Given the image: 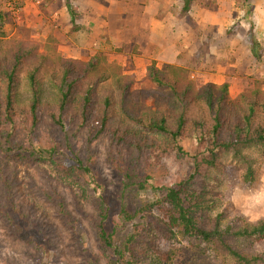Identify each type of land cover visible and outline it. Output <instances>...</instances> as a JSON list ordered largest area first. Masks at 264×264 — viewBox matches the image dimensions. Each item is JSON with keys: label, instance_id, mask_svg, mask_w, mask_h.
<instances>
[{"label": "trees", "instance_id": "trees-1", "mask_svg": "<svg viewBox=\"0 0 264 264\" xmlns=\"http://www.w3.org/2000/svg\"><path fill=\"white\" fill-rule=\"evenodd\" d=\"M183 3L187 13L191 0ZM67 10L72 23L75 8L67 3ZM3 22L0 9V221L12 241L45 256L59 244L57 226L76 239L82 264H167L166 244L177 238L207 247L221 264H264V254L253 249L264 238V218L213 215L206 185L229 155L246 169L245 181L255 180L244 151L264 149L259 82L231 100L227 82L196 89L186 68L152 61L145 77L154 91L145 94L132 89L133 75L101 54L81 60L62 56L52 44L45 54L27 41L3 45ZM44 82L53 91L50 100L43 98ZM100 152L119 177L117 215L96 169ZM187 160L190 169L168 181L169 165ZM145 188L159 197L131 210L129 192ZM81 221L90 247L78 235Z\"/></svg>", "mask_w": 264, "mask_h": 264}, {"label": "rangeland", "instance_id": "rangeland-1", "mask_svg": "<svg viewBox=\"0 0 264 264\" xmlns=\"http://www.w3.org/2000/svg\"><path fill=\"white\" fill-rule=\"evenodd\" d=\"M169 1V12L174 19H178L180 29V39L176 42L177 26L173 24V36L170 38L173 44H176L173 54L179 52L176 57L178 61L174 64L188 70L189 78L195 82L196 89L208 83L220 85L227 82L229 98L236 100L241 92L251 89L255 82H259L264 88V3L260 0H191L189 11L183 13V0ZM67 3L77 12L80 8H88L87 0H0L5 32L2 44L7 45L15 40L36 43L39 45L38 52L42 54H45L46 44H52L62 56H74L81 60L101 54L108 61L119 64L125 73L133 75V90H144L145 94L154 91L153 84L145 77L146 67L152 61L160 68L174 61L171 60L175 59L170 57L171 53L157 52L155 59L133 61L132 56L140 54L137 44L133 46L132 42L128 45L111 42L104 28H99L101 33H97L101 38L106 37L103 48L98 46L89 50L82 42L83 35L74 37L81 33L73 30L74 26L81 23V16L71 23ZM82 11L89 13L88 9ZM73 37L75 42L72 41ZM189 37L193 39V43L184 49L180 41ZM251 48H254L258 57L251 53ZM230 64L234 66L229 67ZM42 89L43 98L50 100L52 89L46 82L43 83ZM27 96L25 88L22 87V97ZM144 101L148 105L152 104V100ZM244 155L252 161V169L256 174L254 181L244 180L246 169L229 155L223 159L218 170L211 171V177L206 183L210 212L213 215L223 212L226 221H230L234 216H243L249 222L264 218V149H247ZM169 167L171 170L167 180L178 181L180 176L190 169L191 163L187 160L181 165L170 164ZM96 169L104 178L106 197L113 208V214L117 215L119 177L105 162L102 152L99 153ZM19 176L22 186L26 188V170L21 169ZM65 194L69 199V195ZM159 195V192L150 188L133 189L129 192L127 200L130 209L134 210L147 202H153ZM49 212L52 215V211ZM154 213L164 217L161 208H155ZM55 221V218L49 219L50 224ZM56 230L54 234L58 236L59 244L54 251L45 256H32V247L12 241L0 221V264L7 259H14L17 264H82L76 253V239L71 232L66 229L60 231L57 226ZM78 235L86 245L91 246L84 221L80 223ZM166 246L171 252L167 264H221L207 247L192 246L181 238L167 243ZM253 249L264 254V238L255 241Z\"/></svg>", "mask_w": 264, "mask_h": 264}, {"label": "crops", "instance_id": "crops-1", "mask_svg": "<svg viewBox=\"0 0 264 264\" xmlns=\"http://www.w3.org/2000/svg\"><path fill=\"white\" fill-rule=\"evenodd\" d=\"M260 1L262 4L264 3V0ZM87 3L86 7L88 6V8L85 9H88L89 13L83 12L84 8L82 10L80 8L78 12L76 10V20L81 16V23L77 24L75 21L79 26L75 32L81 33L74 36L78 38L83 35L82 42L85 48L89 50L98 46L103 48L106 37L101 38L97 33H101L99 28H104L111 42L125 45L132 42L134 43L133 46L137 44V50L140 54L133 55V61L134 59L138 61L148 58L155 59V53L168 52V54L171 53L170 57L175 58L171 59L174 61L168 62L177 63L176 57L179 52L176 55L173 54L176 44H173L170 38L173 36L171 35L173 24L177 26L175 29L177 35L180 34V29L178 28V19H174L169 12V0H87ZM74 37L73 42H75ZM179 39L178 35L176 42ZM192 41L193 39L189 37V39L185 38L180 42L186 49L188 45L193 43ZM233 66L229 65V67Z\"/></svg>", "mask_w": 264, "mask_h": 264}]
</instances>
